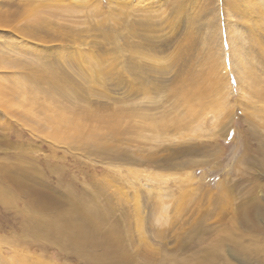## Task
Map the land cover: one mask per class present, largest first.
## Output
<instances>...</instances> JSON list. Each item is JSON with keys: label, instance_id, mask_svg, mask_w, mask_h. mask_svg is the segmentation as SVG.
<instances>
[{"label": "rangeland", "instance_id": "rangeland-1", "mask_svg": "<svg viewBox=\"0 0 264 264\" xmlns=\"http://www.w3.org/2000/svg\"><path fill=\"white\" fill-rule=\"evenodd\" d=\"M0 62V264H264V0H0Z\"/></svg>", "mask_w": 264, "mask_h": 264}, {"label": "bare ground", "instance_id": "bare-ground-1", "mask_svg": "<svg viewBox=\"0 0 264 264\" xmlns=\"http://www.w3.org/2000/svg\"><path fill=\"white\" fill-rule=\"evenodd\" d=\"M252 6V5H251ZM257 10V9H256ZM256 12V11H255ZM5 17H8L7 15L5 16ZM3 18V17H2ZM4 20H5V18H4ZM6 23V22H5ZM3 24V23H2ZM1 24V25H2ZM228 43H229V45H230V43H231V45H230V48H231V53L233 54V55H235V53H236V56H237V54H239V49L236 47L235 48V46L232 44V42L231 41H229L228 40ZM240 55V54H239ZM240 56H238V58H239ZM224 62H226V56L224 57V60H223ZM2 62H3V60H2ZM2 62H0V64H4V63H2ZM6 65V64H5ZM38 71V70H37ZM53 75V74H52ZM50 76V75H49ZM53 77H54V75H53ZM55 78V77H54ZM57 80L59 79V78H56ZM55 79V80H56ZM54 80V81H55ZM2 81H5V80H3V78H2ZM52 81H53V79H52ZM53 81V82H54ZM59 81V80H58ZM52 82V83H53ZM1 83V82H0ZM3 84V83H2ZM55 84V83H54ZM220 84V83H219ZM60 85V84H59ZM57 86V85H56ZM3 87V86H2ZM15 87V89L17 88L16 87V85L14 86ZM4 88V87H3ZM4 89H6V87L4 88ZM4 89H3V91H4ZM13 89V88H12ZM201 89H203V88H201ZM20 90V89H19ZM2 91V92H3ZM5 92V91H4ZM51 93V92H50ZM2 94H5V93H2ZM13 94V93H12ZM39 94V93H38ZM8 95V94H7ZM15 95V94H14ZM14 95H11V98L14 96ZM3 96H5V95H3ZM16 96V95H15ZM35 98V97H34ZM192 98V94L191 95H187L186 96V98H185V100H187V101H189L190 99ZM51 99V98H50ZM29 100H33V99H29ZM54 100H57L56 99V97H55V99L53 98V101ZM5 101V100H4ZM42 101V100H41ZM33 102V101H32ZM46 102V101H45ZM13 103V102H12ZM16 103V102H15ZM47 104V103H46ZM49 104L50 103H48L47 105H48V108H49ZM52 106V105H51ZM60 106V105H59ZM40 107V106H39ZM58 107V106H57ZM56 107V108H57ZM192 107V106H191ZM33 108V107H32ZM38 108V107H37ZM61 108H63V107H61ZM35 109V108H34ZM52 109H53V107H52ZM55 109V108H54ZM53 109V110H54ZM60 109V108H59ZM192 109V108H191ZM48 110V109H47ZM61 111V110H60ZM60 111H58L57 112V114H51V117H47V118H52V119H49L50 120V123H52V125H55V126H52V127H54V132L55 133H58V134H65V135H67V129H74L77 133L76 134H78V135H82L83 134V127H84V125L85 124H83V123H81L79 120H78V118L76 119V118H74V117H72V118H69V117H71V116H69V117H67L66 116V112H65V114L64 113H61ZM40 112H43L42 114L44 115V112L45 111H40ZM48 112V111H47ZM62 112H63V110H62ZM49 113V112H48ZM52 115H55V116H53L52 117ZM81 118V117H80ZM79 118V119H80ZM44 121V120H43ZM42 122V121H41ZM45 123V122H44ZM37 124V123H36ZM38 125H39V123H38ZM49 125V124H48ZM51 125V124H50ZM47 126V125H46ZM43 127V126H42ZM51 130V129H50ZM53 132V131H52ZM51 132V133H52ZM55 133H54V136H55ZM51 135V134H50ZM68 135H69V132H68ZM49 136V135H48ZM57 136V135H56ZM55 136V137H56ZM61 136V135H60ZM52 137V136H51ZM263 251V250H262ZM264 252V251H263Z\"/></svg>", "mask_w": 264, "mask_h": 264}, {"label": "crops", "instance_id": "crops-1", "mask_svg": "<svg viewBox=\"0 0 264 264\" xmlns=\"http://www.w3.org/2000/svg\"><path fill=\"white\" fill-rule=\"evenodd\" d=\"M260 235H262V234H259L258 236H260ZM261 248H263L264 249V247H261ZM257 253V252H256Z\"/></svg>", "mask_w": 264, "mask_h": 264}]
</instances>
